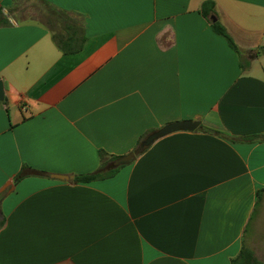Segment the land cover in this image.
<instances>
[{
    "label": "crops",
    "instance_id": "obj_1",
    "mask_svg": "<svg viewBox=\"0 0 264 264\" xmlns=\"http://www.w3.org/2000/svg\"><path fill=\"white\" fill-rule=\"evenodd\" d=\"M39 1L77 15L86 40L65 54L0 0V264L261 261L264 0ZM186 121L200 126L114 177L75 181Z\"/></svg>",
    "mask_w": 264,
    "mask_h": 264
},
{
    "label": "trees",
    "instance_id": "obj_2",
    "mask_svg": "<svg viewBox=\"0 0 264 264\" xmlns=\"http://www.w3.org/2000/svg\"><path fill=\"white\" fill-rule=\"evenodd\" d=\"M48 8L44 19L45 24L52 32L53 41L57 47L65 54H73L79 52L85 43L86 37L82 20L75 14H70L49 6L43 2ZM215 4L211 1L206 2L202 6V14L209 18L214 14ZM2 23H0V26ZM215 33L223 36L233 50L240 54L237 46L227 34L226 30L219 23H211ZM150 135V134H149ZM143 141V140H142ZM142 141L139 143L140 148ZM101 166L95 173L80 175L75 178L76 182L90 183L99 180L110 179L114 177L123 166H114V162L119 159L117 157H109L106 153H100ZM4 225V221L0 223V228ZM232 264H264L255 258L254 253L247 248H244L241 254L233 260Z\"/></svg>",
    "mask_w": 264,
    "mask_h": 264
},
{
    "label": "rangeland",
    "instance_id": "obj_3",
    "mask_svg": "<svg viewBox=\"0 0 264 264\" xmlns=\"http://www.w3.org/2000/svg\"><path fill=\"white\" fill-rule=\"evenodd\" d=\"M48 12V8L44 5L42 1L39 0H14V5L9 11V14L16 19H34V20H45L44 17ZM259 223L257 225V220H255L256 229H250L248 234L249 241L255 236L259 242L262 241V247L258 248L263 255L260 259L264 262V201L259 209ZM253 228V225L252 227ZM259 260V259H258Z\"/></svg>",
    "mask_w": 264,
    "mask_h": 264
},
{
    "label": "water",
    "instance_id": "obj_4",
    "mask_svg": "<svg viewBox=\"0 0 264 264\" xmlns=\"http://www.w3.org/2000/svg\"><path fill=\"white\" fill-rule=\"evenodd\" d=\"M213 23H216V18L212 17L211 18ZM5 94H4V87H3V82L0 81V102L4 101ZM200 126L199 122H191V121H186V122H177L173 124H169L162 128L159 131H156L149 136H147L141 143V146L137 152H133L131 154H128L126 156L120 157L114 162L115 167L118 166H124L127 164H130L136 159L137 154L145 149L150 147L151 145L154 144V142L162 137H165L169 134L175 133V132H180V131H186V132H194L198 129ZM59 179L61 180H68L69 178H64L59 176Z\"/></svg>",
    "mask_w": 264,
    "mask_h": 264
}]
</instances>
